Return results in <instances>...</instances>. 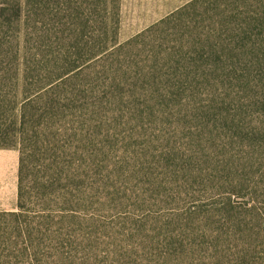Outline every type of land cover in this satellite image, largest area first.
Wrapping results in <instances>:
<instances>
[{
  "label": "rangeland",
  "instance_id": "obj_1",
  "mask_svg": "<svg viewBox=\"0 0 264 264\" xmlns=\"http://www.w3.org/2000/svg\"><path fill=\"white\" fill-rule=\"evenodd\" d=\"M76 5L28 206L62 179L67 218L47 228L75 264H202L211 229L264 221V0Z\"/></svg>",
  "mask_w": 264,
  "mask_h": 264
},
{
  "label": "trees",
  "instance_id": "obj_2",
  "mask_svg": "<svg viewBox=\"0 0 264 264\" xmlns=\"http://www.w3.org/2000/svg\"><path fill=\"white\" fill-rule=\"evenodd\" d=\"M103 1L96 3L101 6ZM76 7V0H0V148L18 149L21 154L19 209L0 213V264L76 263V243L53 236L47 228L67 218L55 209L62 205L63 193L58 190L62 179H47V186L33 187L37 198L42 197L40 201L48 203L44 209L28 206L27 179L28 146L32 158L35 157L40 134L49 130L43 120L56 107L52 95L61 78L60 30ZM42 99L50 101L38 113V102ZM210 232L220 239L211 259L207 251L201 252L202 264L207 260L211 264H264L263 220L233 222ZM200 245L214 246L210 242ZM110 264H137V261L119 260Z\"/></svg>",
  "mask_w": 264,
  "mask_h": 264
},
{
  "label": "crops",
  "instance_id": "obj_3",
  "mask_svg": "<svg viewBox=\"0 0 264 264\" xmlns=\"http://www.w3.org/2000/svg\"><path fill=\"white\" fill-rule=\"evenodd\" d=\"M20 162L18 149L0 148V213L19 209Z\"/></svg>",
  "mask_w": 264,
  "mask_h": 264
}]
</instances>
